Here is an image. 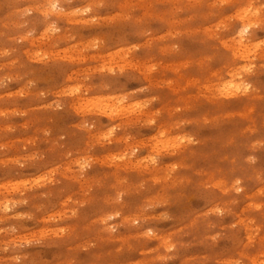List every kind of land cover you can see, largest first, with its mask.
I'll list each match as a JSON object with an SVG mask.
<instances>
[{
	"label": "rangeland",
	"instance_id": "374dc122",
	"mask_svg": "<svg viewBox=\"0 0 264 264\" xmlns=\"http://www.w3.org/2000/svg\"><path fill=\"white\" fill-rule=\"evenodd\" d=\"M209 3L210 0H119L115 10H100L96 19L101 22L93 24L88 22L91 16L73 18L53 13L46 18L47 0H0V77H13L7 87L0 89L3 114L0 145L4 146L0 150V201L21 198L25 185L49 176L53 181L59 180L58 184L24 191L29 204L18 206L9 215L32 211L33 205L40 203L45 205V211L36 214L34 221H24L21 235L63 227L77 232L78 242H83L90 236L81 230L85 217L95 221L113 211H120L123 219L138 216L145 202L163 200L176 191L175 187H169L170 183L179 185L191 180L194 174L211 191H198L179 207L165 205L146 214L149 224L160 229L159 235L168 238L184 226L179 220L176 224H161L156 217L166 211L177 217L189 211V223L204 214L215 222L211 210L229 202L231 193L227 190L237 175L250 178L243 182L245 190L233 208L234 215L227 216L223 225L240 224L242 239L248 236L243 225L255 221L260 227L264 217L252 206H264V71L254 70L248 75L246 82L256 89L251 96L226 95L218 100L213 95L217 91L231 93L239 85L240 78H233L230 73L247 66L244 57L250 56V52L234 47L217 27L231 26L232 18L241 11L240 0H231L228 8L217 14L204 10ZM86 5L87 0H76L71 9L65 10ZM176 6L183 10L174 12ZM24 8L33 11L20 19L19 11ZM130 14H135L138 30H147L148 36L134 34L121 19ZM50 22H55L61 31L49 34ZM260 37L264 38V33ZM101 40L104 41L101 47L88 48ZM173 44L178 45V51H171ZM259 53L257 49L254 53L257 60L252 61L257 66ZM108 69L114 72L123 69L125 75L113 77ZM127 75H135L138 80L128 82ZM84 76L89 79L85 81ZM30 79L35 85L26 89ZM114 81L124 87H97L101 82ZM141 86L150 92H136ZM77 88L81 91L74 93ZM39 92L46 93L43 99L36 98ZM64 93L74 94L64 96ZM124 96L127 98L121 99ZM152 96L158 99L149 109L139 114L132 111ZM57 100L67 101L63 110L53 113L45 107ZM101 110L109 115H99ZM156 112L161 116L156 117ZM152 118L157 121L154 127H142L144 121ZM93 119L97 124L91 131L79 127ZM204 121L209 123L204 125ZM116 124L121 125V132L112 143L103 147L97 144L108 128ZM45 130H49L47 139ZM65 132L69 133L65 149L73 152L76 159L93 161L83 178L74 177L75 166L62 155V150L54 147ZM187 135L199 140L191 152L176 143L178 137ZM133 147L138 149L135 157L116 159ZM156 150L163 157L159 167H145L142 161ZM38 153L44 155V161L28 160ZM250 154L257 157L254 171L242 167L244 158ZM16 161L25 166L18 167ZM172 165L177 166V172L168 178L167 171ZM140 183L145 184V189L136 191ZM125 188L128 194L123 197L122 205L114 206L112 198ZM43 191L51 195L44 199L40 195ZM78 203L84 205L78 209L80 218H71L68 214L77 210ZM50 216L63 219L52 221L48 219ZM260 234L264 235V228ZM135 235L122 228L117 240L100 245L96 254L108 257L113 264H144L146 254L157 247V241L115 254L121 242L131 241ZM71 247L70 244L37 249L32 254L39 252L47 259L53 255L69 256ZM257 254L255 250L249 252L253 260ZM209 256L214 257L216 264H231L237 250L227 241H220L212 252L193 243L182 251L175 264H203ZM87 261V254L81 252L80 264Z\"/></svg>",
	"mask_w": 264,
	"mask_h": 264
},
{
	"label": "clouds",
	"instance_id": "9594fccd",
	"mask_svg": "<svg viewBox=\"0 0 264 264\" xmlns=\"http://www.w3.org/2000/svg\"><path fill=\"white\" fill-rule=\"evenodd\" d=\"M231 0H210L209 5L204 9L205 11H210L212 14L220 13L221 10L228 8ZM76 3V0H47V7L49 12L46 14H56L57 16H70L85 17L91 16L92 19L89 23H100L96 16L99 14L100 10L111 8L115 10L119 4V0H87V5L84 7H77L70 11H66V7L71 9V6ZM241 11L232 18L233 23L229 27L225 24L217 25L222 36H227L233 46H240L248 49L250 56L244 57L247 62V66L243 67L240 71L232 72L230 75L233 78H240V83L236 86L231 93H225L223 91L214 92L213 95L219 100L226 95L232 96H251L255 94L256 89L253 85L247 83L248 75L252 74L254 70L264 71V38L260 37L261 33H264V0H240L239 4ZM183 9L179 6L174 7V12H180ZM31 8H24L19 11V18L23 19L28 17L32 13ZM134 32L136 35L148 36L149 32L147 30L139 31L137 26L138 22L135 19V14L125 15L121 18ZM27 23V21H25ZM17 27H23V25H17ZM61 29L57 26L55 22H50L48 24L47 32L49 34L59 33ZM32 32L28 33L31 36ZM104 44V41H97L91 43L88 48L97 49ZM259 49V60L260 63L257 66L253 64V60H257V56L254 54L256 50ZM134 51H138V48H134ZM178 45L173 44L171 51H178ZM6 55V53H2ZM231 62V61H229ZM108 74L117 77L120 75H125L124 70L121 69L120 72H114L111 69L107 70ZM243 74V75H242ZM13 77L3 76L0 77V89L7 87L8 83L12 81ZM88 76H84V80L87 81ZM128 82L137 81L138 77L135 75H127ZM35 85L34 80H28L26 84V89L33 88ZM114 86L124 87V85H119L115 81L112 83L101 82L97 85L101 89H109ZM81 89L77 88L74 93H79ZM138 93H149L150 89L144 86L136 89ZM74 93H64V96H72ZM46 93L39 92L37 94V99H43ZM127 96L121 97V99H126ZM158 97L152 96L151 99L145 100L141 104H137L132 110L139 114L144 110L150 108V106L156 102ZM66 100H57L53 103L45 105V107L51 112L55 113L61 111L65 108ZM180 110L177 109V112ZM16 115L23 116L25 113H15ZM0 115H3L0 113ZM99 115H109L108 112L101 110ZM156 117H160L161 113L156 112ZM156 119H147L143 122L142 127L152 128L156 125ZM209 121H204L203 124L207 125ZM97 120L93 119L91 122L82 123L79 125L81 129H86L91 131L96 127ZM11 131V129H10ZM139 131V129H138ZM121 132V125L116 124L108 128L106 134L98 140L96 143L101 147L105 145H110L112 139L117 133ZM65 132L60 135L56 140L54 147L62 150V155H64L70 162L75 166V171L73 173L75 178H83L88 170L92 168L93 161L90 158L87 159H76L73 156V152L67 151L65 149V138L68 135ZM163 135V134H161ZM49 136V130L44 131V137L47 139ZM177 145H182L183 149L191 152L192 148L199 144V140L193 135H187L178 137L176 141ZM3 145H0V150H3ZM94 147V146H93ZM251 147H260V145H252ZM138 149L130 148V150L123 155L117 157L118 160H124L127 158H132L137 155ZM45 157L42 153H38L35 156L29 157L28 160L33 163H40L44 161ZM163 159L161 152L156 150L153 154L149 155L144 163L145 167H151L156 169L159 167L161 160ZM27 162V161H26ZM18 167L23 168L25 163L20 161L15 162ZM257 163V157L254 154L247 155L244 158V163L242 167H246L249 171H254V166ZM177 172V166L172 165L168 171V178L173 177ZM250 177L237 175L233 178L230 188H228V193H231L230 200L228 203L220 204L212 208V214L214 215L215 222L208 219V214H204L198 220H193L190 223L188 218L191 213L185 210L182 217H177L172 212H164L156 219L161 224L172 223L176 224L179 220L184 224L183 227H178L177 231L171 234L170 237L164 238L159 235L160 229L155 225L149 224V217L146 215L150 212L155 211L157 207L169 206V207H179L183 201H186L190 196H195L198 191L210 190V186L200 183V178L198 174H194L191 180H185L179 185L169 184V187H175L176 191L172 195L168 196L163 200L156 202L148 201L145 202L138 216L123 219L121 217L120 211H113L112 213L103 216L95 221H88L84 218V223L82 225V231L89 233V238L85 239L83 242H78L79 234L72 231L71 229H65L63 227H57L54 231H44L41 233H35L30 236L21 235V231L24 230V221H34L36 214L45 211V205L40 203L38 205H33V210L29 212H21L15 215H9L18 206L28 205L29 199L24 198V191H31L35 188H42L45 184H58L59 180L53 181L51 176L43 181H37L34 184H27L24 186V191L20 192L19 199L12 201H0V264H80L79 254L81 252L87 254L88 261L87 264H113V261L108 257L97 255V250L100 245L114 243L119 235L120 230L127 229L136 233L135 237L131 241H123L119 248L115 249V254L127 251L135 250L141 246H147L153 241H157V247L151 248L148 254L145 256L144 264H175L179 259L183 250L188 249L193 243H197L206 247L210 252L214 251L220 241L230 242L235 250H237L236 259H234L231 264H264V235L260 234L261 228H264V221L261 222L260 227H257L255 221H249L247 225L243 227L248 229V236L246 239H242L240 236L241 225L238 223H231L229 225H223V221L227 216L234 215L233 208L238 204L239 198L244 193L243 182L245 179ZM261 177H256L260 179ZM145 189V184L140 183L136 188V191H141ZM185 189L188 191L185 192ZM128 194V189L125 188L123 191L117 192V194L112 198L111 203L114 206L122 205L123 197ZM41 197L47 199L51 195L48 191H43L40 193ZM82 203L76 205L77 210L71 211L68 215L71 218L79 219L78 209L83 208ZM255 211L261 212V216L264 217V211H261V205L252 206ZM119 222H117V219ZM49 220L61 221L63 217L60 216H50ZM73 245L69 249L70 255H53L51 259H47L39 254L33 255V250H49L53 247ZM250 250H255L258 254L253 260L249 256ZM203 264H216L213 256H209Z\"/></svg>",
	"mask_w": 264,
	"mask_h": 264
}]
</instances>
